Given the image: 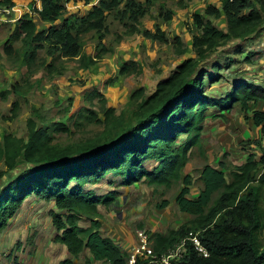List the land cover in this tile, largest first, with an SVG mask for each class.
<instances>
[{
  "label": "trees",
  "instance_id": "trees-1",
  "mask_svg": "<svg viewBox=\"0 0 264 264\" xmlns=\"http://www.w3.org/2000/svg\"><path fill=\"white\" fill-rule=\"evenodd\" d=\"M36 1H29L34 13L26 9L22 17L9 23L12 32L4 47L8 56H18L16 43L21 41L24 64L28 69L36 64L37 58L52 71L58 58L80 55L83 35L88 31L99 32L101 43L109 30L107 17L112 12L121 21L128 18L133 26L148 12L147 6L139 0H99L95 4L83 0L93 5L85 14L73 12L64 16L69 0H40L41 8L35 5ZM219 1L220 7L209 4L204 14L215 18L225 15L227 29L218 27L201 13H195V23L201 30L192 37L197 56L183 59L168 78L158 81L153 92L145 96L143 88L135 90L131 95L133 107L118 114L114 106H107L103 119L94 110L86 108L87 120L104 124L101 132L62 144L54 141L52 132H70L66 123L39 124V120L43 123L49 119L32 115L27 122V139L13 133L4 136V141L0 142V162H4L6 169L0 170V182L6 173H14L20 167L25 169L15 174L0 191V229L6 218L35 193L46 200H54L57 208L63 210L54 211L52 215L58 230L56 240L74 257L88 249L90 258L110 264H128L118 242L101 232L102 213L98 205H110L113 193L99 195L84 185V182L104 178L111 171H119L120 175L126 176L125 183L129 185L142 179L166 187L179 182L184 184L176 202L180 210L192 214L193 218L167 232L153 233L151 239L157 254L172 248L193 228L202 230L199 237L209 254L203 255L188 242L185 255L175 264H264V154L256 158L251 153L243 164L230 168V180L223 169L207 163L200 175L203 187L195 197L189 196L194 181L192 175L182 173L190 148L197 146L204 153L202 122L210 106L226 109L240 102L247 110L251 103L257 105L264 101V88L243 80L224 97L213 98L203 91L210 51L223 41L247 40L264 22V0ZM15 2L0 0V5L11 6ZM123 3L124 7H121ZM36 15L50 24L40 27ZM165 17L169 18L171 14ZM144 35L166 39V33L160 27L155 32L146 29ZM176 40L178 42L180 38ZM41 49L46 50L51 61L39 57ZM214 65L218 67L219 63ZM120 72H129L128 64L122 65ZM19 85L18 82L13 84L16 92ZM92 92L88 98L100 96L107 102L101 91ZM19 108L20 102L16 100L11 117L16 116ZM252 118L264 131V110L255 109ZM75 123L79 124L78 121ZM183 133L187 139L178 144ZM256 142L261 143L260 140ZM152 158L159 162L149 168L144 162ZM259 168L262 172L256 177ZM166 204L165 200L160 206ZM84 217L90 220L87 226L78 222ZM71 261L68 258L61 264ZM135 264L159 263L138 257Z\"/></svg>",
  "mask_w": 264,
  "mask_h": 264
},
{
  "label": "rangeland",
  "instance_id": "rangeland-1",
  "mask_svg": "<svg viewBox=\"0 0 264 264\" xmlns=\"http://www.w3.org/2000/svg\"><path fill=\"white\" fill-rule=\"evenodd\" d=\"M18 1L24 2L16 0L17 4ZM139 1L147 6L148 12L140 17L135 26L128 18L121 21L114 12L110 13L107 17L109 30L102 42L99 32L88 31L83 35L81 54L58 58L52 71L38 58L36 64L28 69L24 64L21 41L16 43L18 56H8L4 47L12 27L8 25L0 29V142L4 141L7 133L27 139V122L32 115L49 119L43 123L39 120V124L49 126L51 121L66 123L70 127L68 133L52 132L46 127L54 135V141L62 144L101 132L104 124L87 120L86 108L94 110L102 119L107 106H114L118 114L128 111L133 107L131 95L135 90L143 88L145 96L149 95L156 89L158 81L168 78L183 59L197 56L192 37L201 30L195 23L194 14L201 12L205 17V8L209 4L221 6L219 0ZM91 6L83 0H69L63 15L73 12L85 14ZM167 14L171 17H165ZM36 19L40 27L50 24L38 15ZM214 22L220 28L226 27L222 16L215 18ZM157 27L165 31V40L144 35V30L155 32ZM176 38L180 41L176 42ZM39 57L48 61L52 59L45 49L39 51ZM208 61L203 85L207 96L224 97L240 80L264 88V22L247 40L221 42L210 51ZM125 63L129 72L121 73L120 68ZM215 63L219 66L215 67ZM15 82L20 84L17 92L13 89ZM94 90L101 91L107 102H103L100 96L88 98ZM16 100L20 102V108L16 116L11 117ZM250 105L247 110L240 102L226 109L218 106L208 108L201 132L204 153L197 146L190 148L188 161L182 170L183 175L191 174L194 179L190 185V197L197 196L203 187L200 175L207 163L223 169L230 180L229 169L242 163L244 155L248 157L254 153L260 158L264 154V131L262 126L254 124L252 118L254 109L264 110V101ZM186 139L187 135L183 133L177 142L181 144ZM158 162L152 158L144 164L151 168ZM4 169L6 165L0 162V170ZM23 169L25 167L11 174V171L6 173L5 179L0 182V191ZM261 172L259 168L256 177ZM125 180L126 176L120 175L119 171H111L104 178L84 182V185L99 195L113 193L110 205L100 204L101 232L118 242L128 258L138 230H146L150 236L155 232H167L187 223L193 215L180 210L176 202L183 182L166 187L150 184L144 179L129 185ZM262 194L264 207V192ZM165 200L167 204L161 207ZM54 211H63L57 208L54 200H46L35 193L29 195L6 218L0 229V264H61L68 258L72 259L70 264H110L90 258L88 249L78 257L71 256L67 247L56 240L58 230L53 223ZM78 222L87 225L90 220L84 217ZM197 232L200 235L202 230Z\"/></svg>",
  "mask_w": 264,
  "mask_h": 264
},
{
  "label": "built area",
  "instance_id": "built-area-1",
  "mask_svg": "<svg viewBox=\"0 0 264 264\" xmlns=\"http://www.w3.org/2000/svg\"><path fill=\"white\" fill-rule=\"evenodd\" d=\"M99 0H94L92 4L97 3ZM41 8V4H35ZM30 13H34L32 7L27 8ZM18 8L16 5H0V27L18 20L16 15ZM137 243L131 246L129 256L127 258L128 264H135L138 257L150 258L159 264H175V261L182 258L186 251L188 242H191L194 247L203 255H208V250L203 246L198 232L190 230L188 234L183 237L172 248H169L161 255L157 254L153 247L151 236L146 230L137 231Z\"/></svg>",
  "mask_w": 264,
  "mask_h": 264
},
{
  "label": "crops",
  "instance_id": "crops-1",
  "mask_svg": "<svg viewBox=\"0 0 264 264\" xmlns=\"http://www.w3.org/2000/svg\"><path fill=\"white\" fill-rule=\"evenodd\" d=\"M33 2H35V1H33ZM30 4H31V2H29V0L27 1V0H24V2H22V3H20L19 1H18V4L15 2V5L17 6V8H18V10H17V12H16V15L18 16V19L20 18V17H22V14L24 13V11L28 8V7H30ZM36 4H41L40 3V0H37L36 1ZM218 7H220V5L218 6ZM196 13H201V12H196ZM202 14V13H201ZM205 18H210L213 22H214V19H215V17H212V16H210V15H205ZM222 19H225L226 20V17H225V15H222ZM215 23V22H214ZM9 26H10V24H9ZM223 29H227V20H226V27L225 28H223ZM255 110V109H254ZM253 110V111H254ZM245 157L243 158V162L242 163H240L239 165H241V164H243L246 160H247V158L249 157H246V155H244ZM257 158V157H256ZM151 168H153V167H151ZM101 204V203H100ZM98 205L99 206V209L101 208V205ZM100 211H101V209H100ZM90 224V223H89ZM89 224H87V225H89ZM84 226H87L86 224H83ZM137 239V238H136ZM137 243V240H136V242H135V244ZM64 245V244H63ZM68 250V249H67ZM69 252V251H68ZM70 253V252H69ZM70 255L71 256H73L71 253H70ZM93 260H96V259H94V258H92ZM102 261V260H101Z\"/></svg>",
  "mask_w": 264,
  "mask_h": 264
}]
</instances>
